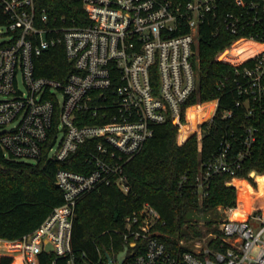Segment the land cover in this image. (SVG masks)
<instances>
[{
    "label": "built area",
    "instance_id": "1",
    "mask_svg": "<svg viewBox=\"0 0 264 264\" xmlns=\"http://www.w3.org/2000/svg\"><path fill=\"white\" fill-rule=\"evenodd\" d=\"M73 1L85 10L82 24L46 11L38 14L35 0H0L5 15L0 24V164L66 161L85 146V166L94 167L88 173L59 169L56 184L64 203L34 232L14 241L0 239V251L18 252L12 256L25 264H40L42 252L55 254L54 264H76L72 240L79 200L101 185H115L128 194L125 167L155 136L157 126L177 125L180 145L197 136L201 152L204 124H223L215 153L201 164L196 179L202 200L214 176H235L253 153L254 121L264 113V49L239 64L221 59L237 42L263 45V37H240L216 57L234 68L218 87L226 99L237 94L235 107L221 109V98L189 104L199 89L200 31L211 15L217 17L221 0ZM235 3L238 11L228 12L223 21L232 34L264 23V0ZM59 45L74 67L66 81L36 71L38 57ZM211 102L208 117L180 140L181 128L190 123L188 110ZM236 114L244 119L237 122ZM249 184L258 195L260 183L259 188ZM253 193L244 218L234 217L241 208L238 198L235 206L220 207L222 220L214 223L205 244L181 240L176 248L162 238L161 213L145 202L126 216L123 229H115L127 252L122 264H264V202L257 203ZM124 250L110 254L114 263Z\"/></svg>",
    "mask_w": 264,
    "mask_h": 264
},
{
    "label": "trees",
    "instance_id": "2",
    "mask_svg": "<svg viewBox=\"0 0 264 264\" xmlns=\"http://www.w3.org/2000/svg\"><path fill=\"white\" fill-rule=\"evenodd\" d=\"M35 1L38 14L46 11L53 17L66 16L70 20L75 19L77 24H82L85 18V10L79 1ZM179 1L187 3L191 0ZM238 9L235 0H221L217 17L211 15L203 24L196 64L199 89L193 94L189 104L221 98V109L235 107L237 94L233 93L226 99V92L218 87V81L224 75L231 74L234 68L217 61L216 57L240 37L253 36L259 41L264 38V23L256 24L237 35L225 28L223 21L226 14L237 12ZM4 21L5 15L0 9V24ZM258 33L261 35L258 36ZM261 45L252 40H241L226 51L221 59L239 64L254 56ZM36 68L38 75L61 81H66L74 71L63 45L45 50L38 57ZM212 106L213 103H208L189 109L190 125L182 129V137L191 132L200 120L208 117ZM236 116L233 118L234 122L237 120ZM242 119L243 116H240L237 122ZM254 123L258 132L253 153L244 160L235 176H214L209 195L202 200L195 189L196 179L201 164L215 153L224 134L223 124H204L201 152L197 136H192L180 145L177 125L167 122L157 126L155 136L146 142L142 151L125 167L131 186L128 194L115 185H101L79 200L72 240L73 253L77 256L76 264H99V260H102L101 264H105L106 253L113 255L124 250L122 236L115 233V229H123L126 216L140 210L145 202L151 203L161 213L165 221L160 227L162 238L169 247L176 248L183 239L189 241L206 236L200 227L198 213L213 211L220 206H235L238 199L237 188L228 183L234 178L253 181L256 175L264 174V113L259 114ZM238 148L235 149L236 153ZM86 158L87 148L84 146L66 161L43 159L37 164L16 160L1 161L0 239L14 241L37 230L54 208L65 201L63 191L56 184L58 170L88 173L94 167L85 166ZM257 179L261 189L258 195L253 193L248 181H235L234 184L240 189L239 200L244 198V194L253 193L257 203L263 204L264 176H258ZM241 183L245 184V188L240 186ZM214 223L215 220L208 219L205 225L212 228ZM54 260L53 253L40 254V264H54ZM0 264L25 263L13 256L3 255L0 256Z\"/></svg>",
    "mask_w": 264,
    "mask_h": 264
},
{
    "label": "rangeland",
    "instance_id": "3",
    "mask_svg": "<svg viewBox=\"0 0 264 264\" xmlns=\"http://www.w3.org/2000/svg\"><path fill=\"white\" fill-rule=\"evenodd\" d=\"M2 29L3 28H0V31H2ZM207 112V110H205V113ZM210 114V113H209ZM198 124V123H197ZM189 125H190V123H189ZM197 126V125H196ZM196 126H195V128H196ZM195 128H193V130L192 131H194L195 130ZM191 131V132H192ZM179 138H180V140H184V139H186L187 138V136H184V137H182V134L180 133V136H179ZM28 162H30V163H32L33 161H28ZM259 176H264V174L262 175V174H259ZM257 175H256V177L254 178V180L253 181H250V180H248V179H234L233 181H232V186H235L236 188H237V192H238V198H239V187L237 186V185H235L234 183H235V181L236 180H246V181H248L249 183H251L254 187H256V188H259L258 187V185H259V183H257ZM255 182V183H254ZM240 186L242 187V188H245V184L244 183H241L240 184ZM244 195H246V194H244ZM240 202H241V204L243 205V202H242V200H240ZM220 207H223V206H220ZM220 207H217L215 210H213V211H209V212H203V213H198V216H199V218L201 219V221H200V227L202 228V230H203V232H204V234L206 235L205 236V238H203L202 240L201 239H199V238H196V239H194V241H196V240H200L199 241V243L200 244H205V239H207V241H208V238H210V236H211V232H212V228H209V227H207L206 225H205V222H206V220H208V219H213V220H215V222H220L221 220H222V216H223V213L222 212H220L219 210H220ZM246 207L248 208L247 210H249L250 209V206L248 205H246L245 206V209H246ZM222 209V208H221ZM214 225V224H213ZM201 238V237H200ZM183 240H185V239H183ZM191 247L193 248H195V246L194 245H192L191 244ZM4 250V249H3ZM4 254H10L11 256L12 255H17L18 254V252H13V251H9V250H4V251H0V256H2V255H4Z\"/></svg>",
    "mask_w": 264,
    "mask_h": 264
},
{
    "label": "bare ground",
    "instance_id": "4",
    "mask_svg": "<svg viewBox=\"0 0 264 264\" xmlns=\"http://www.w3.org/2000/svg\"><path fill=\"white\" fill-rule=\"evenodd\" d=\"M264 49V44L263 45H261V47L259 48V49H257V51L255 52V54L256 53H258V52H260L261 50H263ZM254 54V55H255ZM212 103V102H211ZM208 104V103H207ZM194 107H201V106H194ZM191 108H193V107H191ZM190 108V109H191ZM212 110V109H211ZM189 111V110H188ZM189 125V124H188ZM188 125H186V126H188ZM186 126H184V127H186ZM184 127H182L181 128V131H182V129L184 128ZM250 197H251V195H244V198L242 199V202H243V205L241 204V208L240 209H238L236 212H235V214H234V217L235 218H244V216H245V214H246V212L248 211L247 209V207H246V209H245V206L247 205H249V206H251V202H250Z\"/></svg>",
    "mask_w": 264,
    "mask_h": 264
},
{
    "label": "water",
    "instance_id": "5",
    "mask_svg": "<svg viewBox=\"0 0 264 264\" xmlns=\"http://www.w3.org/2000/svg\"><path fill=\"white\" fill-rule=\"evenodd\" d=\"M2 168V165L0 164V169ZM47 250H52V246L51 244H48L47 245ZM126 250H124L123 252H121L118 256V259H119V262L117 264H122V262L124 261L125 257H126ZM106 257H107V260H108V264H116L113 262L111 256L109 253H106Z\"/></svg>",
    "mask_w": 264,
    "mask_h": 264
}]
</instances>
